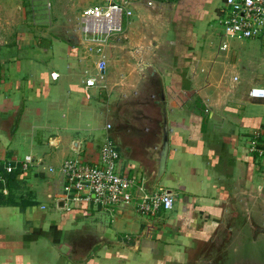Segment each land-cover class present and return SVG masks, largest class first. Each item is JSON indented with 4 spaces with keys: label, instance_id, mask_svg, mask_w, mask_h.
Masks as SVG:
<instances>
[{
    "label": "crops",
    "instance_id": "obj_1",
    "mask_svg": "<svg viewBox=\"0 0 264 264\" xmlns=\"http://www.w3.org/2000/svg\"><path fill=\"white\" fill-rule=\"evenodd\" d=\"M149 2H132L124 32L103 48L104 80L86 89L103 56L79 31L90 6L0 0V159L32 156L36 163L0 184V264H186L199 237L213 234L229 210L236 218L256 206L264 218V158L248 147L264 134V100L249 97L264 86V41L228 37L219 0ZM166 46L171 59L155 57ZM162 62H170L165 71ZM147 71L166 96L170 147L156 187L172 191L173 209L148 218L131 207L111 222L95 205L59 208L61 180L50 168L95 157L117 114L113 82L128 98ZM142 130L111 137L122 171L147 178L152 191L161 139Z\"/></svg>",
    "mask_w": 264,
    "mask_h": 264
},
{
    "label": "built area",
    "instance_id": "obj_2",
    "mask_svg": "<svg viewBox=\"0 0 264 264\" xmlns=\"http://www.w3.org/2000/svg\"><path fill=\"white\" fill-rule=\"evenodd\" d=\"M134 0H109L105 6L90 7L83 11L79 31L84 40L91 43L100 55L111 39L124 32V24L132 18L130 6ZM155 0H150L149 6ZM218 21L223 32L232 39L264 41V0H222L218 9ZM91 48V47H90ZM108 65L103 55L99 62V77L87 79L86 89L100 85L107 73ZM57 79V74H52ZM237 81L238 78H235ZM252 99L264 100V86H254L249 92ZM111 124L106 129H111ZM249 151L264 158V134L255 136L249 142ZM119 146L111 136H106L95 157L90 159H67L59 167L50 171L61 180V192L57 201L63 200L65 208H79L84 203L95 205L110 216H116L134 207L143 217L158 218L173 209L176 197L168 190L157 186L152 191L147 188L148 179L138 178L130 170L122 171ZM36 165L32 156L23 160L0 159V184H8L9 176L28 174ZM46 210L47 207H43Z\"/></svg>",
    "mask_w": 264,
    "mask_h": 264
},
{
    "label": "water",
    "instance_id": "obj_3",
    "mask_svg": "<svg viewBox=\"0 0 264 264\" xmlns=\"http://www.w3.org/2000/svg\"><path fill=\"white\" fill-rule=\"evenodd\" d=\"M160 93L162 99L156 100L155 106L161 107V120L153 124L161 128V133L157 134L161 139L158 152L160 160L158 174L150 183L152 189L156 187L165 172L170 147V128L162 83L156 89V95ZM118 146L120 147L119 144ZM168 193L173 194L171 190H168ZM58 207L65 209V202L61 200ZM234 217V210H229L224 221L218 224L213 234L205 238L200 236L201 241L193 248L186 264H264V218L259 208L249 206L248 210L241 211V215Z\"/></svg>",
    "mask_w": 264,
    "mask_h": 264
},
{
    "label": "rangeland",
    "instance_id": "obj_4",
    "mask_svg": "<svg viewBox=\"0 0 264 264\" xmlns=\"http://www.w3.org/2000/svg\"><path fill=\"white\" fill-rule=\"evenodd\" d=\"M65 1L67 2L69 1V3L73 6L74 10H82L83 7L85 6L84 4H86V6L89 5L90 7H101L104 6V4L108 3V0H65ZM82 2L84 4H81ZM219 2L220 5H222V0H219ZM165 17H169V16L165 15ZM170 25H171V19L169 17V20H167V25H163L164 26L163 30L167 31ZM145 37L147 40L150 39L148 35ZM140 38L141 35L139 39ZM115 39L116 38H114L113 40ZM158 40H159V45H161V43L163 44L164 40L162 42L161 41L162 39H160V37L157 38V41ZM152 48H153V52L149 53V55L154 53L155 50L154 46H152ZM159 52H161V54L165 58H168V60H170L172 57L171 47L169 46H166L165 49H162V47H160L157 50V52H155V57L156 55L160 54ZM155 57H151V58H155ZM169 66H170V62H162V64H160V66L157 67L160 71H165ZM150 78H151L150 73L148 71L145 72L144 75H142L141 81L139 83V87L135 89L136 93L130 95L128 98H123V97L120 98L118 96L119 92L117 91V89L119 87H122L123 85L119 80H115L116 82H113L112 94L113 96L116 95L115 100H117L116 102H118L117 112H116L117 114L114 117V119L106 123V124H111L112 126L109 132L111 133V136L113 138H116V136L118 135L119 137L118 139H120L121 141L123 138L127 137L129 134H132L134 131H137L139 135H144L145 132L142 130L143 128H147V130L149 131L148 134H153L155 132L161 133V128L158 125L149 126L150 118L161 120V115H160L161 107L155 106V101L162 99L161 93L160 95L158 94L156 95V89L160 85V79L152 81V79ZM106 94H108L107 91Z\"/></svg>",
    "mask_w": 264,
    "mask_h": 264
},
{
    "label": "flooded vegetation",
    "instance_id": "obj_5",
    "mask_svg": "<svg viewBox=\"0 0 264 264\" xmlns=\"http://www.w3.org/2000/svg\"><path fill=\"white\" fill-rule=\"evenodd\" d=\"M119 150H120V147H119ZM120 154H121V159H122V153H121V151H120Z\"/></svg>",
    "mask_w": 264,
    "mask_h": 264
},
{
    "label": "trees",
    "instance_id": "obj_6",
    "mask_svg": "<svg viewBox=\"0 0 264 264\" xmlns=\"http://www.w3.org/2000/svg\"><path fill=\"white\" fill-rule=\"evenodd\" d=\"M181 1H183V0H179V1H175V2H179V3H180ZM185 65H186V64H185Z\"/></svg>",
    "mask_w": 264,
    "mask_h": 264
}]
</instances>
